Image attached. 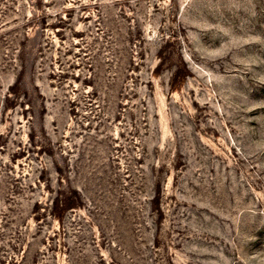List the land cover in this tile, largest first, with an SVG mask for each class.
<instances>
[{
    "label": "rangeland",
    "instance_id": "1",
    "mask_svg": "<svg viewBox=\"0 0 264 264\" xmlns=\"http://www.w3.org/2000/svg\"><path fill=\"white\" fill-rule=\"evenodd\" d=\"M0 264H264V0H0Z\"/></svg>",
    "mask_w": 264,
    "mask_h": 264
},
{
    "label": "trees",
    "instance_id": "2",
    "mask_svg": "<svg viewBox=\"0 0 264 264\" xmlns=\"http://www.w3.org/2000/svg\"><path fill=\"white\" fill-rule=\"evenodd\" d=\"M174 82H175V80H174ZM59 218H61V215H59Z\"/></svg>",
    "mask_w": 264,
    "mask_h": 264
}]
</instances>
